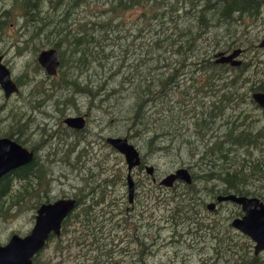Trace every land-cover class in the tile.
<instances>
[{
	"label": "trees",
	"instance_id": "trees-1",
	"mask_svg": "<svg viewBox=\"0 0 264 264\" xmlns=\"http://www.w3.org/2000/svg\"><path fill=\"white\" fill-rule=\"evenodd\" d=\"M136 10L139 16L135 33L126 36L128 30L124 29L123 17ZM10 13L17 14L15 21L20 23L21 36L27 38L23 43L36 44L37 53L43 48L56 50L59 62L56 74L59 69L60 83L51 84L48 93L45 91L42 96L45 104L53 98V102H59L69 94L71 97L87 95L92 101L95 96L111 97L112 104L122 105L120 115L115 118L126 123L123 135L129 141L139 140L144 151L142 159L155 151L169 154L175 146L179 151L187 140L207 137L195 164V180L216 183L221 188L216 193L221 195L248 196L249 183H258L262 188L264 153L259 143L263 140L264 128L253 126L250 112L242 104L247 100V92L248 95L264 92V73H259V77L247 76L243 74L246 68L249 70L258 64L250 65L247 61L234 68L214 64L212 56L218 50H259L253 36L243 40L242 35L246 32V21L256 22L264 15V0H15L10 11L1 12L0 28L12 17ZM236 34L239 36L234 37ZM228 76L230 79L226 80ZM110 80L114 84L107 89ZM34 84L30 89H36L32 87ZM16 85H20L18 81ZM66 99V107L74 105L71 99ZM249 103L253 104L250 97ZM195 109L198 113L190 117ZM220 119L225 127L217 135L215 128ZM21 120L18 119L17 132H10L4 138L22 146L29 139L21 132L27 120L20 124ZM195 125L199 126V136L193 131L188 133L190 126ZM80 134L81 130L64 132L62 136ZM78 141L76 138L75 145ZM36 164L32 161L1 177L0 199L7 196L13 180L35 179L38 188L40 175ZM119 180L121 175H113L112 180L106 178L94 192L103 198L104 191L96 189H106ZM29 186L33 190V184ZM43 193H36L37 197ZM170 202L182 222L184 218L190 222L197 219L195 208H203L205 204L195 193L187 192L174 193ZM118 208L124 221L132 219L129 214L122 215L125 205L119 203ZM71 215L63 220L60 234ZM80 219L85 227L84 237L97 246L98 254L91 257L92 264H103L100 259L111 260L117 251V256L122 255L121 250L106 248L116 238L113 230L108 229L104 234L102 223L99 226L96 218L89 220L87 213ZM89 222L92 227H88ZM136 222L132 225V242L138 247L136 257L143 263V256L160 248L157 245L159 229L152 233L150 225L144 224L140 230L142 227ZM227 246L235 257L234 264H264L250 255L246 247H237L236 243ZM35 260L33 264H38Z\"/></svg>",
	"mask_w": 264,
	"mask_h": 264
},
{
	"label": "rangeland",
	"instance_id": "rangeland-1",
	"mask_svg": "<svg viewBox=\"0 0 264 264\" xmlns=\"http://www.w3.org/2000/svg\"><path fill=\"white\" fill-rule=\"evenodd\" d=\"M14 1L0 0V14L4 10L10 11ZM10 15L12 17L9 16L6 19V24L0 28V56L2 57V63L8 68L11 78L15 83L18 81L20 85L17 86L20 87H18V92L11 95L7 100H4L0 90V137L4 138L10 132L13 134L17 132L18 119H22L20 124L26 119V127L21 132L27 134L29 141L25 145H22V147L29 150L34 149L32 150L33 152L35 151L32 160L37 162L35 166H39L42 170H51V177L48 175L44 181L39 182L40 185L36 189V192L30 194L26 200L22 199L23 196L20 195V192L21 187L28 184L23 183L24 181L13 180L7 196L0 199V245H4L12 234L25 236L29 233L33 224L35 207L40 201L44 203L46 197L50 201L72 197L76 191L83 188L86 182L87 187L91 188L106 178L112 180L113 175H121V180L116 185L112 184L106 189H96V191H104L102 199L105 202L102 205L94 207L87 203H79L78 207L71 212L72 215L67 220L62 234H60L61 236H53L45 243L46 245L36 256V263H93L91 257L98 254L95 252L97 246L91 243V239L84 237L85 227L80 223V218L84 213H87L89 220L96 218L97 225L100 226V223H102L100 227L104 234H106L105 231L108 229L113 230V234H116L111 247L106 245L107 249L123 251L121 252L122 255L120 254L119 256H117V251L116 256L111 260L100 259L103 264H234L232 260L235 257L231 255L233 254L232 252L229 253L227 246V244L233 245L234 243H236L237 247H246L245 249L249 254L255 257L251 253L252 250H248L250 245L248 238L245 236L246 239L230 226L231 218L236 216L235 214L237 213L236 205L230 202H221L215 204V211L213 212L206 209V205L209 202H215V196L221 195L216 193L221 188L214 182L205 183L206 186H202L200 180L197 179L195 180V184H193V187L197 186L196 188L199 190L195 194L205 202L203 208H195L197 223L206 226L205 229H199L198 233L192 229L190 231H180L179 229L180 232L178 234L181 237H178L175 229L169 225L170 214L174 213V204L172 205L170 201L172 195L178 193L177 190L176 192L174 191L175 189L182 188L181 190H183L184 185L180 182L174 185L173 190L166 188L155 189L150 196H145L142 199L143 204L149 206L147 211L150 214L146 212L142 217L138 215L134 202L132 207L135 210L129 212V217H132V219L124 221L123 216L119 214L120 208L117 209V207L119 203L121 206H128L124 184L126 168L122 156L108 147L104 141L107 136L126 138L129 141L123 135L126 123L119 122L115 118L120 115L119 110L122 109V105L112 104L111 97L95 96L92 101L87 95H73L71 97L70 94L69 96L61 97L59 102H53V98L51 102L45 104L42 98L45 91L48 93L51 84L60 83L59 69L54 80L45 75L36 63V55L39 53L36 52L38 47L36 44H30L28 41L23 43L27 38L21 36L20 23L15 21L17 14L10 13ZM138 16L139 11L136 10L135 12L126 13L123 17L124 29L128 30L125 33L126 36L135 33V24L137 23ZM79 19L81 20V18ZM245 24L247 28L245 35H242V39L245 40L253 36V40L256 41L255 45H257L264 37V15H261L256 22L251 23L246 21ZM238 36L239 34H236L234 37ZM128 41L129 38L126 43ZM230 51L218 50L217 52L229 53ZM239 60L241 63L250 61V65L258 64L255 68L251 67L249 70L246 68L243 72L244 75L250 76L252 74L254 77H259V73H264V49H259L256 52L244 51ZM107 68L108 65L105 66L106 70ZM227 79H230V76ZM32 83H35L32 86L36 88L34 90L30 89ZM108 83L107 89H110L114 83L112 80L108 81ZM186 86H188V83ZM249 97L250 93L248 95L247 92V100L242 106H245L244 108L250 112L251 119L254 121L253 126H262L264 128V112H261L257 107L255 108V105L250 104ZM66 98L71 99L74 105L66 107L65 105L68 104V99ZM61 103H63V107ZM123 105H125V102ZM151 111H154V109H151ZM196 113H198L197 109L191 111L189 116L191 117L193 114L196 116ZM76 114L88 115L85 116L86 124L83 130H81L80 136L74 135L69 138H62L64 132L70 133L72 131L67 126L65 127L63 120L69 117L74 118L72 116L78 117ZM223 123L224 121L220 119L217 127L213 126V129L217 130V135H220L221 131H223L225 127L222 126ZM191 131L197 136L200 135L199 126H190L188 133ZM40 133L44 136H40ZM60 135L61 137L59 138ZM40 137L47 143H39ZM57 138L60 140L58 141ZM76 138L80 140L77 145H75ZM206 138H199L196 141L194 139L187 140V143L181 150L176 151L175 146L169 154L155 151L152 155L144 156L143 162L153 168V178L157 181L168 174L174 173L178 169H185L191 165L193 169L190 170V173L193 175L195 173L194 169H196L197 158L200 156ZM52 139L53 143L50 141ZM138 141L132 139L129 143L143 156L144 151ZM56 145L59 146L56 148ZM77 155L81 156L75 160ZM67 161L69 162L67 163ZM48 162H51L52 168H48ZM76 166L78 168L72 170V167ZM132 177L137 184L135 192L142 196L146 188L156 185L150 184V178L142 170H135L132 173ZM47 180L48 186L45 182ZM30 182L34 185L37 184L34 181ZM252 185L259 184L249 183V192L257 189L256 187H252ZM48 187H50L49 196L39 194V197H35L38 195L36 193L42 192V190H46ZM82 192V194L86 195L87 190L84 189ZM210 193H213V195ZM87 206H90L91 209L84 208ZM82 208L85 209L83 212H81ZM75 215L79 216L75 218ZM110 216L113 217L111 218ZM183 221V223H190L185 218ZM133 222H136L141 227L144 224L146 226L150 225L152 233L157 232V229H159L157 232L159 234L157 245L160 248L151 250V254L143 256V263L136 257L138 247L132 242L134 235ZM155 223L157 227L152 228V224ZM88 227H92L91 222H89ZM142 229L143 227L140 228V230ZM86 231L88 232V228H86ZM122 236L124 237L121 240L120 237ZM106 241L104 240L103 242ZM225 250L227 253H225ZM258 258L260 261H263L264 254H259Z\"/></svg>",
	"mask_w": 264,
	"mask_h": 264
},
{
	"label": "water",
	"instance_id": "water-1",
	"mask_svg": "<svg viewBox=\"0 0 264 264\" xmlns=\"http://www.w3.org/2000/svg\"><path fill=\"white\" fill-rule=\"evenodd\" d=\"M259 49H264V37L258 43ZM241 49H234L229 53L215 52L212 56L213 63L237 67L241 63L237 60ZM37 65L44 71L47 77L56 75L59 62L56 50L53 48L40 51L36 57ZM0 90L4 99L18 92L16 84L11 80L8 68L2 63L0 56ZM251 100L260 109L264 110V92L253 93ZM82 117L65 118L63 124L70 129L81 130L84 127ZM105 143L122 156L126 176L127 201L131 203L134 189L131 171L140 166V159L135 147L128 140L122 138H106ZM33 159V152L28 151L18 143L8 138H0V178L19 167L25 166ZM145 173L152 177L151 167H144ZM190 176L184 169H178L174 173L164 176L159 185L170 187L174 182L190 184ZM216 202H230L240 207L243 215L241 218H233L230 226L249 238L253 246V254L264 251V205L256 198L244 196L225 195L217 196ZM206 209L214 211V204L209 203ZM74 210V201L59 199L53 203L41 204L35 212L34 222L30 232L19 237L12 235L4 245H0V264H32L33 257L39 253L47 243L50 235L59 236L61 223Z\"/></svg>",
	"mask_w": 264,
	"mask_h": 264
},
{
	"label": "flooded vegetation",
	"instance_id": "flooded-vegetation-1",
	"mask_svg": "<svg viewBox=\"0 0 264 264\" xmlns=\"http://www.w3.org/2000/svg\"><path fill=\"white\" fill-rule=\"evenodd\" d=\"M258 47V46H257ZM242 54V53H241ZM241 54L238 56V58H237V60L238 61H240L239 60V57H241ZM36 57H37V55H36ZM240 63H241V61H240ZM242 64V63H241ZM241 64L239 65V67L241 66ZM238 67V66H237ZM237 67H234V68H237ZM44 72V71H43ZM11 80L13 81V79L11 78ZM14 82V81H13ZM15 83V82H14ZM16 84V83H15ZM17 86V85H16ZM253 93H262V92H252L251 94H250V99H251V95L253 94ZM2 96H3V94H2ZM4 100H7V99H4ZM252 101V100H251ZM253 102V101H252ZM253 104L255 105V103L253 102ZM255 107H257L261 112H264V110H262V109H260L258 106H256L255 105ZM78 117H82L83 119H84V127H85V124H86V118H85V116L86 115H77ZM72 117H76V116H72ZM64 126V125H63ZM66 127V126H65ZM83 127V128H84ZM72 131H80V130H75V129H71ZM82 130V129H81ZM200 130V129H199ZM70 134V133H69ZM199 134H201L200 132H199ZM40 136H44V135H42L41 133L39 134ZM61 137V136H60ZM59 137V138H60ZM66 137H68V136H62V138H66ZM117 137V136H116ZM106 138H110L109 136H107V137H105V139ZM48 141H49V139H47ZM58 141L60 140V139H57ZM29 141V140H28ZM28 141H27V143H28ZM50 141H52V143H53V139L52 140H50ZM38 142L39 143H47V142H45L44 141V139H41V137H40V139L38 140ZM50 143V142H49ZM60 144V143H59ZM261 145H262V151H263V153H264V137H263V140H262V143H261ZM59 145H56V148L58 147ZM28 151H32L31 149L29 150V149H27ZM33 152V151H32ZM35 152V151H34ZM34 152H33V155H34ZM50 154V153H49ZM140 154V153H139ZM140 159H141V165L138 167V168H135V169H133L132 171H131V178H132V182H133V189H134V193H133V197H132V201H131V203H129L128 204V208H126L125 207V209H124V212L122 213V215H124V214H129V212H130V210L131 211H133V210H135V208H132V206L134 205V202H135V204H136V213L138 214V215H141V217L144 215V214H146V212H148L147 210H148V208H149V206H147V205H144L143 204V202H142V199L145 197V196H150L153 192H154V190L155 189H159V188H166V189H172V188H174V185L176 184V183H178L179 181H177V182H174V184H173V186H171V187H164V186H162V185H159V181L161 180H156L155 178H153V174H152V177H150V176H148L149 178H150V184L152 183V184H156L155 186H151V187H148V188H146L145 189V191H144V193H143V196L142 195H140L139 193H136L135 192V190H136V188H137V184L135 183V181L133 180V177H132V173L135 171V170H137V171H143L144 172V174H145V170H144V167H147V166H149V165H146L144 162H143V159H142V155L140 154ZM33 161V160H32ZM31 161V162H32ZM31 162H29L28 164H26V165H30L31 164ZM51 162H48L47 164H48V168H52V164H50ZM75 168H78L77 166L76 167H72V170L73 169H75ZM187 171H188V173H189V175H190V177H191V183L189 184V185H187V184H185V183H182V182H180V183H182L184 186H183V190H181L182 188H177V189H175L174 191L176 192V190L178 191V193L177 194H184L185 192H187V193H195L196 191H199V190H197V186H191V185H193V184H195V178H194V175H192L191 173H190V170H192L193 169V166L191 165V166H189V167H186L185 168ZM51 170H42V169H40L39 167H38V172H39V175H40V180L38 181V182H41L42 180L44 181L47 177H48V175H50V172ZM44 176V178H42ZM50 177H51V175H50ZM30 181H35V182H37V180H26V181H24L23 183H27L28 185H27V187L26 186H23V187H21V192L20 193H23L22 194V196H23V198L22 199H24V200H26L27 199V197L28 196H30V194H32L33 192H36V186L33 184V190L32 189H29L30 188V186H29V184H31V182ZM46 182V185L48 186V180L47 181H45ZM104 183V181H102V182H99L98 183V185H100V184H103ZM124 184H125V187H126V200H127V186H126V183L124 182ZM200 184L202 185V186H206L205 185V183H202V182H200ZM98 185H96V186H92L91 188H88L87 186V182H86V184L83 186V188L81 189V190H78V191H76V193L72 196V197H65V198H61V199H70V200H73L74 201V210H75V208L79 205V203L80 204H82V203H87V204H90L91 206H100V205H102L103 204V202H105L102 198H100V197H98V198H96L97 196H96V193L94 192L95 191V188L96 187H98ZM157 186V187H156ZM185 187H189V189L188 190H185ZM252 187H256L257 189H253V191H251V192H249L248 194V196H244V197H247V198H256L259 202H261L263 205H264V183H263V186H262V188H260L259 186H257V185H252ZM25 189H27L26 191H24ZM87 190V193H86V195L85 194H82L83 192V190ZM173 190V189H172ZM44 191V193H43V195L44 196H49V193H50V187H48V188H46V190L44 189V190H42V192ZM226 195H232V193H228V194H226ZM234 195V194H233ZM217 196H225V195H217ZM217 196H215L214 197V201L215 202H209V203H213L214 204V211H215V204L217 203L216 202V197ZM35 197H37V196H35ZM57 200H59V199H57ZM44 203H41V202H39L38 203V205L35 207V210H34V215H35V212H36V209L41 205V204H47V203H53L54 201H56V200H54V201H50V200H48L47 199V201L44 199ZM127 203H128V201H127ZM208 203V204H209ZM14 204H16V203H14ZM234 205H236V204H234ZM237 206V213L235 214L236 216H234L233 218H241V216L243 215V213H242V211H241V209H240V207L238 206V205H236ZM87 207H89L90 209H91V207L90 206H87ZM88 208V209H89ZM149 214H150V212H148ZM34 215H33V222H34ZM168 216H169V211H168ZM233 218H231V220L233 219ZM179 219V217L177 216V214H175V213H171L170 214V220H169V225L170 226H172V228H174L175 229V231L177 232V236L178 237H181V235H179L178 234V232H180V231H182V230H193V231H195V232H199V229H205L206 228V226L205 225H201V224H198L197 223V219H195L194 220V222H190L189 224H187V223H183L182 221H180V220H178ZM61 225H62V223H61ZM185 225H186V227H185ZM32 226H33V224H32ZM157 227V225H156V223L155 224H152V228H156ZM61 229H62V227H60V231H59V235H60V233H61ZM179 229H180V231H179ZM237 231V230H236ZM30 232V231H29ZM240 235H242V236H244L245 237V235H243V234H241L239 231H237ZM12 235H14V234H12ZM12 235H10L9 236V238L12 236ZM19 237H23V236H19ZM51 237H53V236H51L50 235V237H49V239L51 238ZM55 237V236H54ZM58 237V236H57ZM8 238V239H9ZM246 238V237H245ZM48 239V240H49ZM247 239V238H246ZM8 241V240H7ZM248 241L250 242V245H249V248H248V250L250 251V250H252V252L251 253H253V246H254V244H253V242L248 238ZM46 245V244H45ZM261 253H263L264 254V251H261L260 253H257L256 255H254L255 257H258L259 256V254H261ZM39 253H37L34 257H33V259H32V264H33V260L34 259H36V256L38 255ZM264 261V260H263Z\"/></svg>",
	"mask_w": 264,
	"mask_h": 264
},
{
	"label": "bare ground",
	"instance_id": "bare-ground-1",
	"mask_svg": "<svg viewBox=\"0 0 264 264\" xmlns=\"http://www.w3.org/2000/svg\"><path fill=\"white\" fill-rule=\"evenodd\" d=\"M110 138H121V137H110ZM123 139V138H122ZM124 139H126V138H124ZM127 140V139H126ZM138 152V151H137ZM138 155H139V159H140V154H139V152H138ZM140 165H141V159H140ZM147 167H151V166H147ZM152 168V167H151ZM181 169H184V168H181ZM152 170H153V168H152ZM184 170H186V169H184ZM187 171V170H186ZM187 173H188V171H187ZM188 175H189V173H188ZM190 176V175H189ZM190 178V183H191V177H189ZM173 184L174 183H172V185L171 186H173ZM170 186V187H171ZM261 252V251H260ZM260 252H258V253H260Z\"/></svg>",
	"mask_w": 264,
	"mask_h": 264
}]
</instances>
